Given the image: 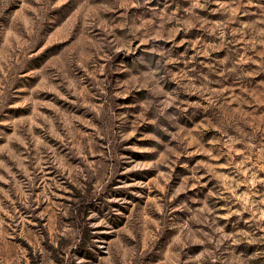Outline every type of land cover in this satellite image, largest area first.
I'll list each match as a JSON object with an SVG mask.
<instances>
[{
    "label": "rangeland",
    "instance_id": "374dc122",
    "mask_svg": "<svg viewBox=\"0 0 264 264\" xmlns=\"http://www.w3.org/2000/svg\"><path fill=\"white\" fill-rule=\"evenodd\" d=\"M0 264H264V0H0Z\"/></svg>",
    "mask_w": 264,
    "mask_h": 264
}]
</instances>
